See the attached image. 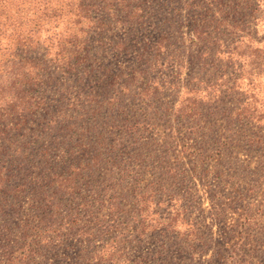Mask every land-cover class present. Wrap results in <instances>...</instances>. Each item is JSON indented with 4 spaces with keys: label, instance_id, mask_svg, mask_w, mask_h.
Listing matches in <instances>:
<instances>
[{
    "label": "rangeland",
    "instance_id": "obj_1",
    "mask_svg": "<svg viewBox=\"0 0 264 264\" xmlns=\"http://www.w3.org/2000/svg\"><path fill=\"white\" fill-rule=\"evenodd\" d=\"M186 2L194 0H131L149 12L146 27L125 50L96 52L82 80L65 81L62 114L76 116L87 94L101 103L95 115L83 104L84 121L71 128L51 111L64 140L50 155L53 171L80 168V197L46 216L36 244L34 232L22 237L10 224L17 252L40 249L22 264H264V71L247 66L264 53L234 58V66L196 56ZM159 21L169 40L145 53ZM255 29L260 36L264 24ZM106 65L116 74L107 89L117 96L113 110L102 103ZM28 196L10 222L26 219Z\"/></svg>",
    "mask_w": 264,
    "mask_h": 264
},
{
    "label": "trees",
    "instance_id": "obj_2",
    "mask_svg": "<svg viewBox=\"0 0 264 264\" xmlns=\"http://www.w3.org/2000/svg\"><path fill=\"white\" fill-rule=\"evenodd\" d=\"M184 8L188 10L186 34L200 48L196 56H223L233 66L234 58L250 54L263 58L264 29L257 36L255 26L264 24V0H194ZM151 13L157 17V12ZM149 18V12L144 15L131 0H0V216L8 219L0 224V256L5 263L22 264L40 253V249L17 252L13 248L18 240L10 242L6 237L11 223L19 227L22 237L34 232L29 243L36 244L47 224L46 216L80 197V168L75 166L68 174L53 171L50 155L64 140L57 142L60 126L51 111L71 128L84 121L83 104L88 103V111L95 115L101 103L87 94L88 100L77 104L76 116L69 110L62 114L58 108L65 105V81L79 82L90 74L96 52L125 50L132 33L146 27ZM117 24L124 29L122 36L115 34ZM149 28L145 53H159L168 34L161 31L160 21ZM247 66L250 74L264 71L262 60ZM100 68L105 91L102 103L113 110L117 96L107 89L114 87L116 74L109 65ZM26 195L31 201L26 219L10 222ZM80 230L89 231L86 227Z\"/></svg>",
    "mask_w": 264,
    "mask_h": 264
}]
</instances>
